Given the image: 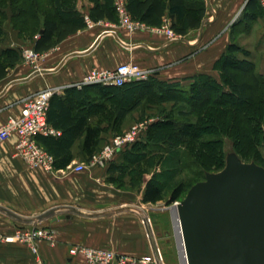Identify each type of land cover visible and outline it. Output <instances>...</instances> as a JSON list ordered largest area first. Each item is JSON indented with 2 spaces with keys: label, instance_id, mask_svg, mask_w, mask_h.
<instances>
[{
  "label": "crops",
  "instance_id": "1",
  "mask_svg": "<svg viewBox=\"0 0 264 264\" xmlns=\"http://www.w3.org/2000/svg\"><path fill=\"white\" fill-rule=\"evenodd\" d=\"M245 1L204 0L206 13L201 27L188 31L185 36L177 35L176 40L153 30L160 26L128 32L107 20L94 23L88 19L90 23L84 29L42 53V59L32 68L20 63L0 81V126L8 116H19L23 98L52 88L59 89L56 95L62 96L66 88L80 82L94 68L110 70L131 62L153 70V76L160 82L186 87L195 75L218 76L213 63L231 43L249 50L254 62L257 54H262L261 66L264 64V14L244 28L241 19ZM85 5L78 10L87 17L92 3L86 0ZM171 22L173 19L169 16L163 19V24L170 26ZM86 95L89 99L86 105H80L74 98L72 107L54 104L50 118L61 124L77 111L84 112L91 126L98 130V150L134 126L141 128L142 137L147 126L159 120L158 109L146 107L117 122L100 106L97 90L88 89ZM170 105L171 102L161 104L167 109ZM142 115L147 119L141 121ZM51 128L57 131L54 137L61 134V130ZM82 139L83 136L72 139L67 148L70 163L52 173L15 157L16 137L0 143V235L7 238L19 230L47 228L53 237L52 244L47 241L38 244L44 264H84L82 256L69 253L76 246L130 256L154 253L158 244L151 223L150 234L142 223L149 217L141 208L152 204L141 200L150 176H144L137 195L130 188H117L106 181L108 165L126 161L124 154L120 151L104 166L90 167L94 154L86 160L81 151ZM79 165H83V170L74 171ZM0 264H35V257L25 242L2 241Z\"/></svg>",
  "mask_w": 264,
  "mask_h": 264
},
{
  "label": "trees",
  "instance_id": "2",
  "mask_svg": "<svg viewBox=\"0 0 264 264\" xmlns=\"http://www.w3.org/2000/svg\"><path fill=\"white\" fill-rule=\"evenodd\" d=\"M6 1L15 5L30 0H0V5ZM49 1L51 14L39 10L36 0H32V5H22V9L15 12V17L22 18L23 24L18 29L19 36L29 40L33 51L39 54L52 49L68 36L87 26L85 16L77 9V0ZM87 1L92 3L87 13L91 22L107 20L113 24L117 23L114 0ZM123 1L131 19L146 26L159 27L163 24V19L169 16L173 19L170 28L178 36H185L188 31L200 28L206 13L204 0ZM263 14L257 1L249 0L242 14L243 27L247 28L248 23ZM28 24L31 25L30 28L27 27ZM20 61L21 54L18 50L1 49L0 81L4 80L8 72ZM213 70L218 72L219 80L207 74H198L191 78V83L186 87L177 83L160 82L151 76L145 81H134L121 86L66 88L62 96L53 95L50 98L46 114L47 124L61 130V134L58 137L38 135L35 140L53 158V168L63 169L71 161L67 148L75 137L83 136L81 151L86 160L101 149H97L98 130L91 126L84 112L77 111L74 116L59 124L50 118V110L54 104L62 103L66 107H72L74 98L80 105H86L89 103L86 90L95 89L100 106L107 109L111 113L110 118L113 116L118 122L135 110L171 102L172 115L173 112L180 118L195 115L196 121L173 120L171 114L166 115L163 120L148 125L144 136L120 150L126 161L121 164L109 163L107 170L106 181L119 189L139 190L143 185L144 176L149 175L144 185L142 201L154 204L161 201L163 196L159 177L162 176L160 168L164 163L165 146L182 144L198 159L201 158V165L202 158H205L207 153L209 157L217 156L215 160L221 163L219 165L223 164V167L225 160L223 163L221 138H209L197 144L193 142L196 138L206 135H222L224 132L221 131V125H224V119L234 122L230 126L226 125L227 131L224 135H228V130L234 128V134H245L251 138L254 147L264 146V75L256 70L251 52L245 47L231 43L213 63ZM239 107L240 109H237ZM205 146H209L208 152ZM237 154L240 156V153ZM250 157L247 155V158ZM185 194L183 187L178 184L171 190L166 201L171 204L183 199Z\"/></svg>",
  "mask_w": 264,
  "mask_h": 264
},
{
  "label": "water",
  "instance_id": "3",
  "mask_svg": "<svg viewBox=\"0 0 264 264\" xmlns=\"http://www.w3.org/2000/svg\"><path fill=\"white\" fill-rule=\"evenodd\" d=\"M171 216L181 264H264L263 167L229 155L222 170L189 189Z\"/></svg>",
  "mask_w": 264,
  "mask_h": 264
},
{
  "label": "built area",
  "instance_id": "4",
  "mask_svg": "<svg viewBox=\"0 0 264 264\" xmlns=\"http://www.w3.org/2000/svg\"><path fill=\"white\" fill-rule=\"evenodd\" d=\"M246 0L245 2H248ZM264 13V0H256ZM114 5L119 16L118 26L128 32L146 30L150 27L137 21H133L125 9L123 0H114ZM86 23H90L85 17ZM158 34H163L169 40H176L178 36L171 30L168 24H162L159 28L153 29ZM22 57L31 64H36L42 59V55L35 53L33 49H25ZM154 75V71L143 68L137 64L127 62L118 65L114 69H91L80 82L72 87L81 89L86 86H121L134 81H145ZM57 88L42 90L23 98L20 102V114L17 117L8 116L0 126V143L12 137H16L14 156L23 160L31 167H41L52 173L53 158L35 140L36 136H55L57 131L53 130L46 121V114L50 98L59 94ZM141 128L134 126L127 133L116 136L113 140L93 155L89 166H104L125 146L134 143L139 139ZM83 165L75 166L74 171L83 170ZM148 219H143L146 226ZM180 228V225H179ZM180 230V229H179ZM181 233V232H180ZM19 240L29 244L30 250L35 257V264H44L39 254L38 244L47 241L52 244L53 237L47 228L33 227L26 231H17L13 237L4 238L0 235V242H13ZM71 256H82L84 264H164L163 258L158 249L154 253L144 256H130L117 254L113 251L92 249L83 246H76L69 251Z\"/></svg>",
  "mask_w": 264,
  "mask_h": 264
},
{
  "label": "rangeland",
  "instance_id": "5",
  "mask_svg": "<svg viewBox=\"0 0 264 264\" xmlns=\"http://www.w3.org/2000/svg\"><path fill=\"white\" fill-rule=\"evenodd\" d=\"M37 1H38L37 7L39 8V10H42L46 14H51L49 0H36V3ZM79 1L82 2V5L79 4ZM84 1L86 2V0H77L76 2V6L78 4L77 9L79 8L82 10L85 8L86 5ZM31 2L32 0L26 3L19 2L18 4L12 5L10 2L6 1L3 5H0L1 8L0 13L2 14L0 15V50L4 48H12L18 50L21 54L20 63L27 64L32 68L33 64L24 60V58L22 57L23 51L25 49H32L31 42L29 40L24 39L23 38L24 36H19L18 29L23 25L22 18L15 17V12L22 9V5L27 6L28 4H31ZM118 23H119V16L117 14V23H116L117 26ZM27 27L30 28L31 25L28 24ZM37 27L39 28L38 24ZM33 37L35 38V36ZM261 56L262 54H257L255 66H256V70L260 74L264 75V64H261L260 66L261 63L260 61L262 59ZM210 76L219 80V77L216 75L214 77V74H211ZM149 107L151 108L156 107L158 109L157 118L159 120H163L164 118H166V115L169 116L171 114L170 111H172L171 110L172 103L168 109L167 107L160 105L158 106L150 105ZM237 109H240V107ZM149 117L150 115L148 116V118ZM170 117H172L173 120H181V121L190 120V122L196 121L195 115H192L190 118H180L176 116L175 112H173V115L171 114ZM140 119L142 121L147 118L145 117V115H142ZM232 122L228 119L227 120L224 119V125H221L222 127L221 131L225 133V131H227L225 130V128L227 129V126H230ZM233 131L234 128L228 130L229 132L228 135H224V133H221L222 135H218V137H214L213 135L212 136L206 135L203 136V138L201 137L199 139L196 138V140H194L193 143L197 144V142L200 143L202 142V140L206 141L209 138H221L222 162L224 160L226 162V158L229 155H235L243 163H254L264 168V146L254 147L252 145V142L250 141L251 138L247 137L245 134L244 135L243 134L238 135L239 133L234 134ZM118 135L121 136L123 134H118ZM205 148H206V152H208L209 146H205ZM188 149L189 148L186 149L185 147H183L182 144H178L174 147H171L170 145L165 146L164 163L163 166L160 168L162 176L159 177L161 182L160 184L163 189L162 200L157 204L155 203L144 204V206L141 207L142 211L146 213L149 217L150 220L149 222L153 227V234L158 244L157 249L160 251L162 255L164 264H181L180 256H179V248L177 245V238L174 230L175 227L171 216V208L174 207L180 201H182L185 196L183 197V199L169 204L166 200L171 190L175 188L178 184H180L183 187L184 192H186L187 194L189 189L194 184L204 181L206 174L219 172L225 166L224 165L222 167L223 164L219 165L221 163L215 160L217 159V156L209 157L208 153L207 155L203 153L204 155H206V157L202 158L203 165H201V161H199V159L201 158L198 159L197 156L191 153V150L189 151ZM241 152H243V154ZM237 153H240V156ZM247 155L251 157L247 158ZM132 191H134V193H136L137 195L138 193H140L141 188L139 190L134 189ZM149 222H147L146 224L147 231L148 233L149 232L152 233V231H150L148 227V225H150Z\"/></svg>",
  "mask_w": 264,
  "mask_h": 264
},
{
  "label": "bare ground",
  "instance_id": "6",
  "mask_svg": "<svg viewBox=\"0 0 264 264\" xmlns=\"http://www.w3.org/2000/svg\"><path fill=\"white\" fill-rule=\"evenodd\" d=\"M150 27V26H149ZM142 123V122H141ZM176 227H177V230H178V237H179V240H180V243H181V233H180V228H179V223H178V221H176ZM181 248H183V246L181 245ZM184 250H182V252H183ZM183 254H184V252H183Z\"/></svg>",
  "mask_w": 264,
  "mask_h": 264
}]
</instances>
